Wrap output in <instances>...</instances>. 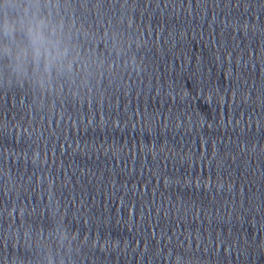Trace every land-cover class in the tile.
I'll return each mask as SVG.
<instances>
[{
    "label": "clouds",
    "instance_id": "clouds-1",
    "mask_svg": "<svg viewBox=\"0 0 264 264\" xmlns=\"http://www.w3.org/2000/svg\"><path fill=\"white\" fill-rule=\"evenodd\" d=\"M54 0H0V64L19 80L45 84L72 70L67 26Z\"/></svg>",
    "mask_w": 264,
    "mask_h": 264
}]
</instances>
